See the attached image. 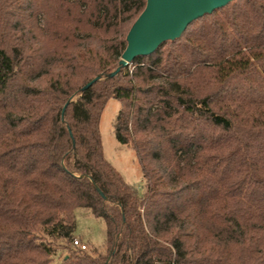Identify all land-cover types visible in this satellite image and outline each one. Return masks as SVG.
<instances>
[{"label":"trees","instance_id":"trees-1","mask_svg":"<svg viewBox=\"0 0 264 264\" xmlns=\"http://www.w3.org/2000/svg\"><path fill=\"white\" fill-rule=\"evenodd\" d=\"M240 2L108 78L146 0H0V264H264V0ZM109 100L142 194L103 156Z\"/></svg>","mask_w":264,"mask_h":264},{"label":"water","instance_id":"water-1","mask_svg":"<svg viewBox=\"0 0 264 264\" xmlns=\"http://www.w3.org/2000/svg\"><path fill=\"white\" fill-rule=\"evenodd\" d=\"M235 0H146L143 11L131 25L125 37L126 47L112 78L136 57L152 54L162 43L178 39L194 21L222 9ZM100 77L88 82L87 90ZM96 191L103 197L98 188Z\"/></svg>","mask_w":264,"mask_h":264},{"label":"rangeland","instance_id":"rangeland-1","mask_svg":"<svg viewBox=\"0 0 264 264\" xmlns=\"http://www.w3.org/2000/svg\"><path fill=\"white\" fill-rule=\"evenodd\" d=\"M240 1L242 0H235L228 5L241 4ZM206 18L207 17H204L194 22L188 27V29L190 30L191 28L193 29V27H197V25H201L198 23H201L203 19ZM209 19L221 22V20H223V15L217 14ZM207 24L208 23H206L205 26ZM174 45H176V43L173 44L172 42H168L164 45L162 51H170ZM127 67L129 73H131L134 65L129 64ZM118 110L119 102L116 100H109L101 113L99 131L103 156L105 160L119 173L124 182L136 189L138 194H142L146 189L144 187V181L137 156L131 147L121 146L115 140L113 122ZM75 216V239L85 245L87 249L89 246L94 248H102L105 241V225L103 221L95 219L82 209L77 210ZM52 264H57V261L53 262Z\"/></svg>","mask_w":264,"mask_h":264},{"label":"built area","instance_id":"built-area-1","mask_svg":"<svg viewBox=\"0 0 264 264\" xmlns=\"http://www.w3.org/2000/svg\"><path fill=\"white\" fill-rule=\"evenodd\" d=\"M73 244H74V245H78V246H80V243H79L77 240H75V241L73 242ZM81 248L84 249V247H83L82 245H81Z\"/></svg>","mask_w":264,"mask_h":264}]
</instances>
